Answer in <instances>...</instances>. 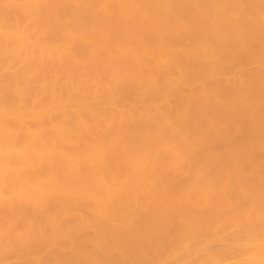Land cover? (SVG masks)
<instances>
[{
  "label": "bare ground",
  "instance_id": "bare-ground-1",
  "mask_svg": "<svg viewBox=\"0 0 264 264\" xmlns=\"http://www.w3.org/2000/svg\"><path fill=\"white\" fill-rule=\"evenodd\" d=\"M0 264H264V0H0Z\"/></svg>",
  "mask_w": 264,
  "mask_h": 264
}]
</instances>
